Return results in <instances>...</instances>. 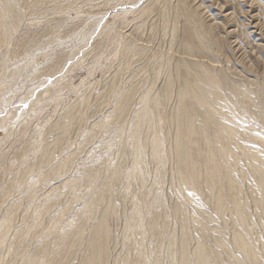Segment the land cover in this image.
Returning <instances> with one entry per match:
<instances>
[{"label": "rangeland", "instance_id": "374dc122", "mask_svg": "<svg viewBox=\"0 0 264 264\" xmlns=\"http://www.w3.org/2000/svg\"><path fill=\"white\" fill-rule=\"evenodd\" d=\"M165 1L0 0L7 19L0 38V264H83L102 218L109 229L104 264H179L183 249L193 258L201 235L194 212L207 216L209 254L220 263L253 264L234 246L237 232L264 255V197L250 162L231 145L243 211H233L222 184L220 213L201 156L198 183L189 177L185 187L172 120L180 76L193 60L264 98V0ZM188 29L199 30L207 49L186 54ZM217 90L238 141L257 146L245 136L264 140V105L246 107L233 90ZM153 100L160 121L151 131L137 117Z\"/></svg>", "mask_w": 264, "mask_h": 264}, {"label": "bare ground", "instance_id": "6f19581e", "mask_svg": "<svg viewBox=\"0 0 264 264\" xmlns=\"http://www.w3.org/2000/svg\"><path fill=\"white\" fill-rule=\"evenodd\" d=\"M179 9H180V7H179ZM5 12H6V9L0 10V38H3V36H5L4 35L5 28H6L5 23L7 20V19L5 20V18H6ZM202 28L205 29V27H203V25H202ZM198 29H199V27H198ZM204 29H203V31H205ZM198 31L199 30L195 31V30H191V29L190 30L188 29L186 31V36L184 38L183 45H182L186 54L190 55V54L194 53L195 51L203 52L205 49H207V45H206L207 42L201 38L202 36H200ZM203 31H201V32H203ZM210 37H211V35H210ZM205 39H206V37H205ZM212 39H214V38H212ZM204 65L198 64L194 60L190 61L189 66H188L189 67L188 73L183 74L181 76H180L181 66L177 65V70L175 69L177 71V73H179V75L178 74L177 75L180 76V80H181V86H180L179 91H178V101H177L178 106H177V109H176V111L172 117V120L177 127V132H176V136H175V143H174L175 157H176L175 161L177 162V166H178L179 172L181 174V177L185 181L184 182L185 185L187 184L185 186L187 188V186L188 187L191 186L190 183H192V182L189 183V181H188L189 177L192 179L191 181H193L195 179V177L199 176V175H197V173H198L197 166L199 165L198 158H200L199 156H201V159H202L201 164L203 166V170L205 172L204 175L206 178V181L205 180L204 181H205V183H207L208 187L211 189V193L212 192L214 193V195L216 197L215 199H217V209L220 213H222L223 208L225 206L223 203V198H224L223 195L224 194H223V191L221 189L222 184H224L226 186L227 190L232 194L233 197L235 194H237V186H236L234 176H233L232 171H231L232 163L230 161L231 160L233 161V158L228 157L229 149H230L232 144H236L240 148L242 156H244L246 158V161L250 162V164H251L250 166L252 167V170H253L256 178H257L254 180H257L259 188L261 189L260 194H262V196L264 197V160H263L264 158L262 155L263 154L262 152H264V151H262L261 149H258L261 151L255 150L258 145H259V147H261V145H263V147H264V140H263L261 135H257L256 133L255 134H249L248 133L249 135H246L245 138L253 141V144L256 143L258 145L255 147L250 145V146L254 147L255 149L252 147H251V149L243 147V144H241L240 141H238L240 138L239 133L237 132L236 129H234L232 124H230V121L233 120L232 116H230L229 113L228 114L225 113L220 108V106L218 105L219 100H220V96H219L217 88L221 87L223 90L224 89L227 90V92L233 90L235 92V93H233L234 96H237L235 98H237L242 104L244 102L246 104V107H248L247 105L252 106L254 104L257 105L258 103H260V105L262 106V105H264V98L261 97L260 93L257 92L255 89H254L255 91H252V90L244 91V88L242 89L243 86L238 87L239 83L233 82L228 76H225L223 74H218V73H216V71L214 72L208 65H207V67H203ZM178 76H177V78H178ZM169 85H170V82L168 83V86L166 88L167 92L169 89ZM226 95H228V94H226ZM144 101H145V99H144ZM125 105L126 104L124 103L123 106L120 107V109H122V111L125 108ZM159 105H160L159 100H153L152 105H150L151 106L150 109H147L146 108V102H145L143 109L140 111V114H139L140 117H137L139 119L138 122L139 123L140 122L146 123V125H147L146 127L149 128L151 131L154 129L156 124L160 121V115L158 112ZM263 108H264V106H263ZM120 109H118V110L120 111ZM252 113H254V112H252ZM196 121H198V122H196ZM137 125H138V123H137ZM135 127H136V125H135ZM137 129H138V126H137ZM65 132H66V128L64 127V129L61 130V134H64ZM137 135H139V134H137ZM152 137H154V136L152 135ZM135 139H138V138L136 137ZM151 143H152V147H153V152L157 153L159 151L158 139L154 137L152 139ZM259 147H257V148H259ZM263 147H262V149H263ZM136 153H137V158H138L139 154H140L139 150H137ZM139 167H140V163L137 159V162H136V170L137 171L136 172H137L138 178H139L140 171H141L139 169ZM200 172H202V171H200ZM133 175H136V174L134 173ZM137 175L135 177H137ZM196 180L197 179H195V182L198 183V181H196ZM207 185L205 187H207ZM203 187H204V185H203ZM197 189H198V187H197ZM210 189H209V191H210ZM230 193H228V194L230 195ZM184 196H185V194H184ZM192 196H193V194H192ZM237 197H238V194H237ZM251 197H252V195H251ZM241 199H238L235 197H234V199H229L230 200L229 203L231 202L230 204L233 205V208H234L233 211L235 210L239 214H242V211H243L241 208L242 207L241 206L242 205ZM239 200H241V203ZM263 200H264V198H263ZM253 203H255V202L253 201ZM260 203H262V202L260 201ZM177 204H178V202H177ZM179 208H180V206H178L174 210L175 213H177ZM214 208H215V206H214ZM139 213L140 212H138L135 216L137 227L141 223ZM180 213L181 212L179 211V214ZM194 213H197L199 215V218H201V220H202L200 222L201 224L199 225V227H200L199 228L200 229L199 234L201 233V235L198 234L200 236L199 241H198V243L196 242L197 245L194 248V252L192 251L193 258L191 259L187 255V253H186L187 249L186 250L183 249V252L180 255L181 257L179 258V264H221L222 262L221 263L219 262L220 258H218L219 257L218 255L212 256V255H214L213 251H211L213 253L212 255L209 254V253H211V252H209L210 251L209 247L210 246L214 247L213 246L214 244L213 245L210 244V241H208L207 236H206L207 233L212 231L211 230L212 226H209V224H208L209 222L207 223V221H208L206 218L207 216H204L200 212H194ZM181 216H183V215H181ZM105 219L106 218H102L97 223L95 222L96 224L92 228L93 232L91 233L92 238H91V241L88 245L89 246L88 255H87L83 264H104L106 262V260H108L107 259L108 254H107L106 243H107V239L109 237L108 236V230L109 229H107ZM234 234H235L234 235V242H233L234 246L236 245L235 247L236 248L238 247L241 250V252H243L242 254H244L245 258L247 257L253 264H260V262H259L260 258H261L260 256L263 254L259 255V253H257L256 251L254 252V250H252L249 247V245L247 244L248 241L246 242L245 237H244L245 235H243V233L237 232ZM181 236H182V232H181ZM212 242L216 243V245H222L221 244L222 242L218 238H215L214 241L212 240ZM184 245H185L184 243H183V245H181V249H182V246L185 247ZM263 250H264V248H263ZM261 253H263V252H261ZM263 257H264V255H263ZM37 258H38V256H37Z\"/></svg>", "mask_w": 264, "mask_h": 264}]
</instances>
